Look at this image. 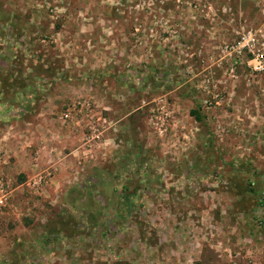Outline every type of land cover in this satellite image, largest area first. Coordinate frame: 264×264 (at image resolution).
I'll use <instances>...</instances> for the list:
<instances>
[{
	"label": "rangeland",
	"instance_id": "rangeland-1",
	"mask_svg": "<svg viewBox=\"0 0 264 264\" xmlns=\"http://www.w3.org/2000/svg\"><path fill=\"white\" fill-rule=\"evenodd\" d=\"M38 5L60 27L56 42L41 24L39 43L8 35L13 53L3 48L0 56L13 61L0 65V88L28 68L89 75L101 89L113 87L119 110L96 104L106 124L91 161L57 176L58 188L42 195L15 194L0 212V264H264V229L255 233L264 221V157L251 162L224 147L221 140L236 144L239 134L214 117L218 108L204 106L214 92L228 100L227 89L264 103V72L253 73L249 55L227 56L243 34L264 29V0Z\"/></svg>",
	"mask_w": 264,
	"mask_h": 264
},
{
	"label": "crops",
	"instance_id": "crops-1",
	"mask_svg": "<svg viewBox=\"0 0 264 264\" xmlns=\"http://www.w3.org/2000/svg\"><path fill=\"white\" fill-rule=\"evenodd\" d=\"M40 1L0 0V55L3 48H8L9 54L13 53L14 42L8 41V35L13 38L14 33L24 34L28 43H39L40 39L37 37L43 33V27L46 25L48 33L52 35L47 38L48 43L56 42L55 34L60 33V27L54 22L50 23L47 13L39 8ZM84 13L89 14L87 11ZM34 23L36 28L32 26ZM40 24L43 27L39 28ZM226 27L228 26H224L225 29ZM243 27L249 29L252 26L246 23ZM224 28L209 29L225 33L236 31L232 27L231 30ZM217 45L214 44V47ZM44 46L42 44V49ZM227 56L230 57L231 54ZM42 58L41 63L45 60ZM12 61L11 56H0V65H8ZM51 61L54 64V57ZM88 76H77L75 73L62 76L60 73L38 72L28 68L20 74L10 76L9 84H6L4 89L0 88V157L4 154L11 157L9 166H3L0 159V170L17 188L15 194L26 192L23 184L27 176L36 172L38 167L46 168L50 162L57 163V176L60 177L62 173L70 174L78 163L79 148L87 134L89 119L94 113H98L97 105L105 112L119 110V106L109 98L108 92L113 87L101 89L100 82L88 80ZM117 86L123 90L128 89ZM226 93L228 100L224 106L217 109L214 117L219 118L228 133H238L239 141L236 144L228 143L229 138L221 141L226 142L224 147L231 146L236 150V157L245 156L255 162V157H264V148L260 150L264 144V103L257 99L248 100L250 96L245 91L227 89ZM88 95L96 98V103L93 101L90 107L86 105L88 101L85 97ZM67 108L70 118L62 122V114ZM36 153H39L37 161L34 160ZM57 176L47 189L58 188ZM237 255L234 254V257Z\"/></svg>",
	"mask_w": 264,
	"mask_h": 264
},
{
	"label": "built area",
	"instance_id": "built-area-1",
	"mask_svg": "<svg viewBox=\"0 0 264 264\" xmlns=\"http://www.w3.org/2000/svg\"><path fill=\"white\" fill-rule=\"evenodd\" d=\"M229 53L233 55L237 62H242L246 55L251 56L250 62L252 63V71L255 74L264 72V29H254L248 31L246 34H243L234 44L229 47ZM92 101V100H91ZM91 101L86 102L87 106H91ZM227 102V98L220 92H214L211 99L204 101V106L206 109H216L222 106V104ZM163 116L168 118L170 116L168 111H164ZM97 117V125H89L87 134L84 138L82 146L79 148V159L78 165L81 166L87 161H91L94 157L95 151L103 143V135L106 124V119L102 114L94 113L91 118ZM70 118L69 114H65L62 118L63 121H67ZM218 121V120H217ZM215 123V133L221 135L224 133L223 126L221 123ZM3 166H9L11 157L9 155H2L0 157ZM39 159V153H36L34 160ZM35 166L36 163H35ZM59 170L57 169L56 162H50L48 166L44 169H38L36 172L27 176L24 181V188L27 193L32 195H42L44 190L49 187L56 179ZM17 188L13 185L10 178H8L0 170V212L5 210L10 203L12 202ZM261 209L264 210V197L260 201ZM255 233H258L259 230L264 229V221L261 222L258 220ZM259 240H264V236L258 233ZM251 264H259L252 262Z\"/></svg>",
	"mask_w": 264,
	"mask_h": 264
},
{
	"label": "trees",
	"instance_id": "trees-1",
	"mask_svg": "<svg viewBox=\"0 0 264 264\" xmlns=\"http://www.w3.org/2000/svg\"><path fill=\"white\" fill-rule=\"evenodd\" d=\"M191 114H192V116H194L196 119H198V120L200 119L199 116H198V113H197L195 110H194V111L192 110Z\"/></svg>",
	"mask_w": 264,
	"mask_h": 264
}]
</instances>
